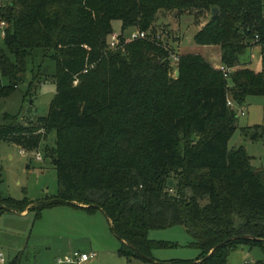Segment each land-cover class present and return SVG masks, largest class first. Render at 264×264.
<instances>
[{
	"label": "trees",
	"instance_id": "obj_1",
	"mask_svg": "<svg viewBox=\"0 0 264 264\" xmlns=\"http://www.w3.org/2000/svg\"><path fill=\"white\" fill-rule=\"evenodd\" d=\"M173 8L209 14L193 38L220 46L222 62L233 67L227 75L197 52L177 54L171 75L157 36L123 34L146 31L159 10ZM2 19L15 62L0 51V75L9 76L0 79V96L15 88L33 48L57 65L46 114L37 123L9 114L0 122V139L27 151L55 131L58 192L36 202L37 214L57 204L101 208L120 240L118 254L145 260L152 246L166 244L148 238L150 227L182 224L199 255L164 264H226L241 244L264 249V168L250 166L242 145L227 147L237 121L227 94L238 104L264 94V0H11ZM113 19L121 33L111 48ZM253 43L261 69L237 66ZM18 203L0 192V207L23 210L30 202Z\"/></svg>",
	"mask_w": 264,
	"mask_h": 264
},
{
	"label": "rangeland",
	"instance_id": "obj_2",
	"mask_svg": "<svg viewBox=\"0 0 264 264\" xmlns=\"http://www.w3.org/2000/svg\"><path fill=\"white\" fill-rule=\"evenodd\" d=\"M10 1L0 0V9ZM208 18L209 14L197 18L193 11H178L174 8L159 10L154 16L146 34L149 39L157 36L169 50L171 75H176L177 54L199 51L202 45L208 44L198 43L193 38ZM7 24L5 21L4 27ZM3 29L0 26V51H3L10 62H15V56L4 43ZM112 29L113 33H121L119 19L112 20ZM135 29L128 27L123 34L128 35ZM259 57L260 49L257 45L247 47L239 55L240 61L249 62L252 68L257 66ZM56 70V62L50 55L41 47L33 48L25 57L15 88L8 95L0 96V122L4 120L5 114H9L18 115V121L23 123H37L39 116L46 114L55 95L56 82L53 75ZM0 79L4 84L9 82L8 75H0ZM228 83L230 84L229 80ZM242 106L243 113L240 112ZM236 108V128L228 138L227 147L231 149L242 145L249 155L250 166L264 168V94H249ZM253 133L256 134L255 137H251ZM54 138L55 131L50 130L37 149L28 151L13 142L0 139L1 195L19 201V205L30 202L22 213L18 209L0 207V250L4 254L5 264H13V261L15 264H70L63 260L66 255L71 256L74 250L81 252L84 249L90 252L94 248L97 253V248L102 249L101 260H97L98 256L89 262L74 264H164L163 262L193 260L199 255L200 249L190 244L191 236L182 224L150 227L147 231L148 238L154 244L160 241L166 244L152 246L151 259L145 260L118 254L120 240L117 238L111 245L109 242L105 245L102 237L95 234L98 232L95 226H85L81 235L63 228V224H59L60 218L67 215L59 207H45L37 214L34 208L36 202L58 192L57 173L50 156ZM37 152L40 159L36 157ZM77 235L81 238L70 245L69 239H74ZM259 259H264L261 245L245 243L230 250L226 264H253Z\"/></svg>",
	"mask_w": 264,
	"mask_h": 264
},
{
	"label": "crops",
	"instance_id": "obj_3",
	"mask_svg": "<svg viewBox=\"0 0 264 264\" xmlns=\"http://www.w3.org/2000/svg\"><path fill=\"white\" fill-rule=\"evenodd\" d=\"M254 45L259 46V49H261L260 45L258 43H253L251 46H248V47H252ZM195 52L201 53L205 58H207L212 63V65L214 67L220 68L221 65H224V63L221 60V49H220V46L218 44H204L199 48V51H195ZM239 65L249 66L250 68H252L250 66L249 62H241L240 58H239V64L237 66H239ZM261 66L262 65H261V51H260L259 62H258L256 67H253V69L254 70H260ZM232 69H233V67H231L230 71ZM246 96H245V98H246ZM227 97H228V100H231L233 102V105L231 107L236 109V113H238L236 107L238 105L240 106L244 102L245 98L241 104H238V103H236V101H234L231 98L230 93L227 94ZM242 107L244 109V106H242ZM78 204L80 206H73L70 204H57V205H54V206H51L48 208L59 207V208H61L60 210H63V212L67 216L62 217V219L60 218L59 224H61V225L63 224V226H64L63 228H67L68 231L73 230L78 235H81L85 226H91L92 225V226H95L97 228L98 232L95 234L96 235L98 234V235H100V237H102L103 243L105 245H107V242H109L108 244L111 245V243H113V240H117V237L114 235V233L112 232V230L110 228V219L108 218L106 213L101 208H95L93 210H87L84 208V206L86 205L85 203L79 202ZM26 208H24L23 210H19V212L20 213L24 212L26 210ZM104 221H105V224H104ZM106 222L108 225H106ZM98 225L100 226V228ZM106 226H108V227H106ZM78 235L75 236L74 239L73 238L69 239L70 245H72V243H75V241H78L81 238V236H78ZM90 246H93V244H91ZM95 249L96 248H94V250ZM94 250H90V252H94V255H92V257H90L84 261H81V262L82 263L89 262L92 259H97L98 256L99 257L97 260H101L99 258L101 256L102 249L97 248V251H99L100 254ZM81 252H87V251L83 249ZM106 254H109V253H106ZM76 263H79V262H76ZM70 264H74V263H70Z\"/></svg>",
	"mask_w": 264,
	"mask_h": 264
},
{
	"label": "built area",
	"instance_id": "obj_4",
	"mask_svg": "<svg viewBox=\"0 0 264 264\" xmlns=\"http://www.w3.org/2000/svg\"><path fill=\"white\" fill-rule=\"evenodd\" d=\"M4 25H5V20H3V19L0 20V26L4 28ZM146 35L147 34H146L145 30H139L136 28L134 31H132L131 33H129L126 36V39H133L136 37H145ZM257 38L258 37L256 36L255 40H257ZM118 43H119L118 33H112L109 37V40H108L109 47H111V48L116 47L118 45ZM220 69L223 71L224 75H227L229 73L231 67L224 64V65L220 66ZM227 104L229 106H232L233 102L231 100H227ZM243 111H244L243 107L240 108V112L243 113ZM36 157L39 159L41 158L39 152L36 153ZM92 255H94V252H80V251L74 250L71 256L66 255L63 260L66 262H69V263L81 262V261H84V260L92 257ZM0 264H5V257H4L2 250H0Z\"/></svg>",
	"mask_w": 264,
	"mask_h": 264
},
{
	"label": "water",
	"instance_id": "obj_5",
	"mask_svg": "<svg viewBox=\"0 0 264 264\" xmlns=\"http://www.w3.org/2000/svg\"><path fill=\"white\" fill-rule=\"evenodd\" d=\"M212 12H213V14L215 13V12H217V7H213L212 8ZM178 73V69L176 70V74ZM236 236V235H235ZM242 237H244V238H248V237H252L251 235H248V234H243V235H241ZM229 239V237L228 238H226V239H224V240H222V241H220L218 244H222V243H224V242H226L227 240ZM213 249V248H212Z\"/></svg>",
	"mask_w": 264,
	"mask_h": 264
}]
</instances>
